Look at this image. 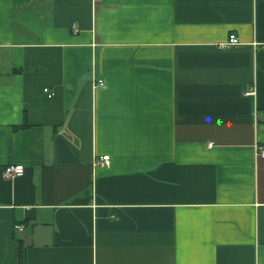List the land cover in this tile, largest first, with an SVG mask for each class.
I'll use <instances>...</instances> for the list:
<instances>
[{"label":"crops","instance_id":"obj_1","mask_svg":"<svg viewBox=\"0 0 264 264\" xmlns=\"http://www.w3.org/2000/svg\"><path fill=\"white\" fill-rule=\"evenodd\" d=\"M258 144L264 0H0V264H264Z\"/></svg>","mask_w":264,"mask_h":264},{"label":"built area","instance_id":"obj_2","mask_svg":"<svg viewBox=\"0 0 264 264\" xmlns=\"http://www.w3.org/2000/svg\"><path fill=\"white\" fill-rule=\"evenodd\" d=\"M239 43V38L236 36V34H231L230 39H229V44H238ZM106 85L104 78H95L94 81V87L99 88V87H104ZM48 91V89H46ZM247 95H254L256 94V90H247L245 92ZM212 144V143H210ZM256 154L258 157L264 158V145H256ZM111 163V156L109 154H105L102 156H96L94 159V164L95 165H100V166H109ZM25 172V166L20 163H15V164H8L4 168V176L6 178H15L18 176L23 175ZM17 229L20 231H23L25 229L24 225L19 224L16 225Z\"/></svg>","mask_w":264,"mask_h":264},{"label":"trees","instance_id":"obj_3","mask_svg":"<svg viewBox=\"0 0 264 264\" xmlns=\"http://www.w3.org/2000/svg\"><path fill=\"white\" fill-rule=\"evenodd\" d=\"M19 264H26V257L23 249L21 250Z\"/></svg>","mask_w":264,"mask_h":264}]
</instances>
